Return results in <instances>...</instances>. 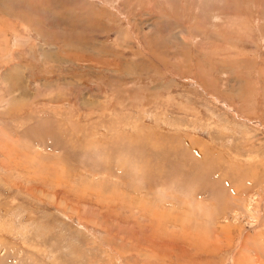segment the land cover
Masks as SVG:
<instances>
[{
    "label": "rangeland",
    "instance_id": "1",
    "mask_svg": "<svg viewBox=\"0 0 264 264\" xmlns=\"http://www.w3.org/2000/svg\"><path fill=\"white\" fill-rule=\"evenodd\" d=\"M0 264H264V0H0Z\"/></svg>",
    "mask_w": 264,
    "mask_h": 264
},
{
    "label": "crops",
    "instance_id": "2",
    "mask_svg": "<svg viewBox=\"0 0 264 264\" xmlns=\"http://www.w3.org/2000/svg\"><path fill=\"white\" fill-rule=\"evenodd\" d=\"M64 63V61H62ZM65 64V63H64Z\"/></svg>",
    "mask_w": 264,
    "mask_h": 264
},
{
    "label": "bare ground",
    "instance_id": "3",
    "mask_svg": "<svg viewBox=\"0 0 264 264\" xmlns=\"http://www.w3.org/2000/svg\"><path fill=\"white\" fill-rule=\"evenodd\" d=\"M15 150V149H14Z\"/></svg>",
    "mask_w": 264,
    "mask_h": 264
}]
</instances>
